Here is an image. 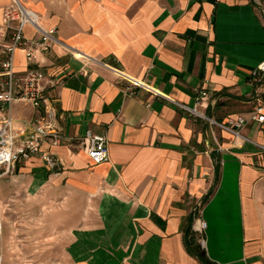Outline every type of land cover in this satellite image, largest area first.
<instances>
[{
	"label": "crops",
	"instance_id": "crops-1",
	"mask_svg": "<svg viewBox=\"0 0 264 264\" xmlns=\"http://www.w3.org/2000/svg\"><path fill=\"white\" fill-rule=\"evenodd\" d=\"M20 1L58 41L35 63L17 49L14 67L54 82L44 96L65 140L52 163L37 154L10 172L0 166V232L11 212L33 209L56 225L55 264H204L196 247L215 264H264V151L208 132L206 120L103 65L188 105L207 89L208 115L246 117L243 132L264 144V122L252 118L264 114V79L253 74L264 61V0ZM11 2L0 0V73ZM23 32L39 38L30 25ZM36 114L12 108L16 126ZM89 130L107 137L108 161L88 157L78 138Z\"/></svg>",
	"mask_w": 264,
	"mask_h": 264
},
{
	"label": "built area",
	"instance_id": "built-area-1",
	"mask_svg": "<svg viewBox=\"0 0 264 264\" xmlns=\"http://www.w3.org/2000/svg\"><path fill=\"white\" fill-rule=\"evenodd\" d=\"M26 25L32 26L39 33L38 39H31L24 35ZM3 26L5 30H10L11 40L5 45L7 54L2 61L0 73L2 77L0 80V166L4 167L5 172H10L15 169L17 163L26 161L37 154L48 163H52L51 148L61 145L65 136L54 123L57 111L53 102L48 101L44 96L47 85L54 82L47 80L44 72L39 68H30L23 75H19L14 67V55L17 49L24 51L28 63L37 62L39 53L49 50L52 44L58 41L56 29L44 27L39 14L25 7L19 0H12L11 4L4 9ZM76 55L84 56L81 53ZM103 65L129 80L132 85L148 88L154 95L173 103L187 114L202 118L210 125L229 132L234 140L251 142L264 151L263 143L251 139L243 132L247 122L246 117L237 116L226 121H219L206 113V109L214 104L209 90L201 89L195 103L188 105L148 87L143 81L134 79L114 64L104 63ZM258 73L264 74V61L253 74L258 76ZM17 103L29 105L37 112L34 118L27 123H22L21 126H16L12 115L13 105ZM261 109L258 107L252 118L264 122ZM78 140L84 145L93 163L109 160L108 139L105 135L89 130ZM193 227L202 233L206 228V222L198 217ZM201 241L203 242L202 239Z\"/></svg>",
	"mask_w": 264,
	"mask_h": 264
},
{
	"label": "rangeland",
	"instance_id": "rangeland-1",
	"mask_svg": "<svg viewBox=\"0 0 264 264\" xmlns=\"http://www.w3.org/2000/svg\"><path fill=\"white\" fill-rule=\"evenodd\" d=\"M258 76L264 79V74L258 73ZM28 202L32 207L35 204ZM5 214H9L8 211ZM9 215L12 217L5 218L6 224L0 232V264H55L54 258L62 259V242L59 241V234H51L56 225L49 214L35 218L33 209H28L22 215L17 212ZM197 239L202 243L201 237Z\"/></svg>",
	"mask_w": 264,
	"mask_h": 264
},
{
	"label": "trees",
	"instance_id": "trees-1",
	"mask_svg": "<svg viewBox=\"0 0 264 264\" xmlns=\"http://www.w3.org/2000/svg\"><path fill=\"white\" fill-rule=\"evenodd\" d=\"M203 250L197 249L196 247V254L200 257V259L203 261L204 264H215L211 259H209L205 253H202Z\"/></svg>",
	"mask_w": 264,
	"mask_h": 264
},
{
	"label": "water",
	"instance_id": "water-1",
	"mask_svg": "<svg viewBox=\"0 0 264 264\" xmlns=\"http://www.w3.org/2000/svg\"><path fill=\"white\" fill-rule=\"evenodd\" d=\"M206 129H207L208 132L210 131V124L209 123H207ZM202 253H204V250L202 251Z\"/></svg>",
	"mask_w": 264,
	"mask_h": 264
}]
</instances>
